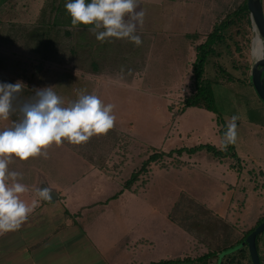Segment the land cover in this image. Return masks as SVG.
<instances>
[{
	"label": "rangeland",
	"instance_id": "374dc122",
	"mask_svg": "<svg viewBox=\"0 0 264 264\" xmlns=\"http://www.w3.org/2000/svg\"><path fill=\"white\" fill-rule=\"evenodd\" d=\"M240 1H141L153 36L137 34L142 40L137 46L127 39L101 42L92 27L67 24L69 13L57 9L67 0H0V83L23 84L12 102L17 117L0 120V131L22 118V106L34 102L41 89L52 88L65 106L81 93L115 105L114 127L106 134L81 144L53 143L47 158H12L9 171L22 174L28 203L37 198L42 180L60 194L52 201L40 199L35 214L48 209L44 204H53L59 214L66 208L93 209L99 220L91 231L100 244L129 234L120 242L125 260L190 257L197 264L199 255L256 225L264 215V101L249 81L225 82L210 59L205 75L213 79L218 111L184 108L186 96L195 91L196 44ZM243 26V34L232 28L242 48L230 39L231 51L222 56L237 74L233 58L252 65L258 58V30ZM233 116L238 117L235 155H215L206 147L189 151L204 143L225 149L222 140ZM155 152L160 156L148 171L126 188L132 172ZM138 234V241L157 240L132 254L125 247ZM260 249L264 261V234ZM243 264H253L249 249Z\"/></svg>",
	"mask_w": 264,
	"mask_h": 264
},
{
	"label": "clouds",
	"instance_id": "9594fccd",
	"mask_svg": "<svg viewBox=\"0 0 264 264\" xmlns=\"http://www.w3.org/2000/svg\"><path fill=\"white\" fill-rule=\"evenodd\" d=\"M65 8L72 26L92 25L90 30L98 41L116 38L127 39L137 46L142 43L137 30L143 26L145 12L139 0H67ZM22 90L23 84L19 81L0 83V120H9L15 111L12 102ZM114 108V104L105 105L97 95L84 93L65 106L52 88L38 90L34 102L22 106V118L0 131V234L18 230L39 200L50 198V191L45 187L36 189L37 198L31 203L21 199L29 188L19 182L21 173L9 171L12 158L22 161L41 155L47 158L46 149L53 143L59 146L67 140L81 144L94 135L106 134L114 127ZM237 119L233 116L227 124L222 140L225 149L237 141Z\"/></svg>",
	"mask_w": 264,
	"mask_h": 264
},
{
	"label": "crops",
	"instance_id": "0c3cea01",
	"mask_svg": "<svg viewBox=\"0 0 264 264\" xmlns=\"http://www.w3.org/2000/svg\"><path fill=\"white\" fill-rule=\"evenodd\" d=\"M141 1L155 2L139 0L140 8ZM139 33L153 34L151 29L145 27V23L138 28L137 34ZM21 199L29 202L28 195H22ZM44 205L45 209L49 210L35 214L36 208L18 230L0 234V264H153L151 262L160 259L157 257L139 259L132 256L125 260L120 253L125 245H121L120 242L123 241V237L130 238L129 234L120 238L116 236L105 246L100 244L91 231L99 220L94 216L96 211L93 209L80 212L74 208H70L71 210L66 208L63 214H59L54 211L53 204ZM62 224L64 227H61ZM33 227L35 229L32 230ZM139 236L140 234L125 247L132 249L134 251L132 254L136 253L135 247L144 248L146 247L144 243L152 246L157 240L147 236V240L138 241Z\"/></svg>",
	"mask_w": 264,
	"mask_h": 264
},
{
	"label": "trees",
	"instance_id": "16d2710c",
	"mask_svg": "<svg viewBox=\"0 0 264 264\" xmlns=\"http://www.w3.org/2000/svg\"><path fill=\"white\" fill-rule=\"evenodd\" d=\"M90 2V0H87ZM58 11L65 12L67 11L64 4H59L57 7ZM57 18V16H56ZM67 24H71V16L70 14L67 16ZM57 22V19L55 20ZM51 23L50 25H53ZM247 24L249 26L253 25V20L251 16V12L248 7L247 0H241L233 10L228 11L225 16L219 21L216 22L207 34L205 40L196 44V57L193 61V73H194V86L195 91L188 94L184 100V108L189 106H198L204 107L212 111H218L216 106V96L213 88V79L207 77L205 75L206 65L210 61L217 68V72L221 71V74L225 76L224 81H249L252 85V77L250 73V68L252 63L250 62H241L236 58L232 59V65L234 69H236L240 74L232 72L230 69L226 67L224 62H222V56L224 52L231 51L232 43L230 39L234 41L237 49H241L242 46L239 44L238 40L233 38L234 34L232 32V28L236 27L235 32L243 34V25ZM47 24V27H51ZM77 26L80 27H92V25H83L79 24ZM47 29V28H43ZM49 31V30H48ZM40 33V32H38ZM41 36L45 37V34L41 32ZM251 38H249V41ZM220 58L218 60V58ZM217 75H219L217 73ZM244 75V76H242ZM214 81H220V78H215ZM254 86V85H253ZM227 131V127L226 130ZM206 147L208 150L212 151L215 155L219 156H227L229 154L235 155V144H229L226 149L218 148L214 144L204 143L199 144L194 147H190L189 151H194L197 148ZM182 151V149H179ZM160 156V153L155 152L151 154L141 165V167L137 170H134L131 176L126 180L125 187L131 188L132 185L136 182V180L140 177L141 173L148 171V165L151 161L156 160ZM264 215L259 218L256 225L263 219ZM251 227L244 236L233 240L229 244H226L218 249L209 250L198 257L199 264H211L209 262L210 259L216 258L217 264H243V259H245L248 252V244L245 241L247 234L256 226ZM264 234V231L261 232L257 237L258 249L261 255L260 249V240L261 236ZM227 249H231V251H226ZM225 257V259H224ZM262 257V255H261ZM153 264H197L194 262L193 258H161L157 261L151 262ZM253 263V262H252Z\"/></svg>",
	"mask_w": 264,
	"mask_h": 264
},
{
	"label": "water",
	"instance_id": "95a60500",
	"mask_svg": "<svg viewBox=\"0 0 264 264\" xmlns=\"http://www.w3.org/2000/svg\"><path fill=\"white\" fill-rule=\"evenodd\" d=\"M248 7L251 12L254 28H256L264 40V9L262 5V0H247ZM39 65V69H41ZM251 77L253 85L260 96L264 101V56L258 57L251 68ZM36 96V94H34ZM17 117V113H13V118ZM47 187L50 191V198L43 201H52L60 197L59 192L51 187L46 180L40 182L39 188ZM264 231V217L263 219L247 234L245 241L248 244L249 253L252 259L253 264H264V261L260 255L257 237Z\"/></svg>",
	"mask_w": 264,
	"mask_h": 264
},
{
	"label": "bare ground",
	"instance_id": "6f19581e",
	"mask_svg": "<svg viewBox=\"0 0 264 264\" xmlns=\"http://www.w3.org/2000/svg\"><path fill=\"white\" fill-rule=\"evenodd\" d=\"M255 51L258 57L264 56V42L258 31L256 32V38H255Z\"/></svg>",
	"mask_w": 264,
	"mask_h": 264
}]
</instances>
